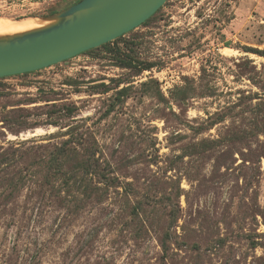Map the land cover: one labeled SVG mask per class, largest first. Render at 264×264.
Masks as SVG:
<instances>
[{
  "label": "rangeland",
  "instance_id": "374dc122",
  "mask_svg": "<svg viewBox=\"0 0 264 264\" xmlns=\"http://www.w3.org/2000/svg\"><path fill=\"white\" fill-rule=\"evenodd\" d=\"M77 1L0 0V17ZM247 49L264 53V0H167L0 79V264H264V56Z\"/></svg>",
  "mask_w": 264,
  "mask_h": 264
},
{
  "label": "water",
  "instance_id": "95a60500",
  "mask_svg": "<svg viewBox=\"0 0 264 264\" xmlns=\"http://www.w3.org/2000/svg\"><path fill=\"white\" fill-rule=\"evenodd\" d=\"M167 0H80L46 25L0 37V79L32 73L110 43L142 25Z\"/></svg>",
  "mask_w": 264,
  "mask_h": 264
},
{
  "label": "bare ground",
  "instance_id": "6f19581e",
  "mask_svg": "<svg viewBox=\"0 0 264 264\" xmlns=\"http://www.w3.org/2000/svg\"><path fill=\"white\" fill-rule=\"evenodd\" d=\"M44 25H46V23L39 20L28 19L23 21H12L0 17V37L24 33L26 31L40 28Z\"/></svg>",
  "mask_w": 264,
  "mask_h": 264
},
{
  "label": "trees",
  "instance_id": "16d2710c",
  "mask_svg": "<svg viewBox=\"0 0 264 264\" xmlns=\"http://www.w3.org/2000/svg\"><path fill=\"white\" fill-rule=\"evenodd\" d=\"M80 1V0H79ZM79 1H77V2H79ZM77 2H75V3H77ZM100 47H105V45H102V46H100ZM248 51H246V52H250V53H254V54H257V55H262V56H264V53H262V52H259V51H257V50H254V49H247ZM87 52H90V50L89 51H86V52H84V53H87ZM83 53V54H84ZM151 65H148L147 67H145L144 69H142V70H146L147 68H149ZM27 74V73H26ZM26 74H22V75H26ZM3 79V78H2ZM125 89H121V91H119V94H125ZM47 125H49V126H54V127H58V123L56 122V121H53L52 123H48ZM71 137L67 140V141H65L64 143H63V146H66V145H68L69 143H71ZM8 156V154L7 153H5V152H1L0 153V166L1 165H6L7 166V164H8V162H10V160L11 159H6V157ZM90 158V157H89ZM89 158H87V159H85L83 162H81V164L79 165V169L78 170H80L79 172H82V174H83V176H85V175H93V172H94V170L92 169V167H93V164L92 163H90V161L88 160ZM73 179H75V177H73ZM9 181H11V180H9ZM13 191H16V187H15V184H14V187H13V189H12Z\"/></svg>",
  "mask_w": 264,
  "mask_h": 264
}]
</instances>
